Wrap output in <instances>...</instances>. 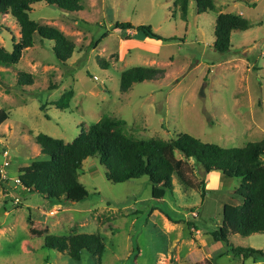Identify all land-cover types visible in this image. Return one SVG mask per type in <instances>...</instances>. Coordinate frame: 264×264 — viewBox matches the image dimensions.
Returning <instances> with one entry per match:
<instances>
[{
    "label": "rangeland",
    "instance_id": "rangeland-1",
    "mask_svg": "<svg viewBox=\"0 0 264 264\" xmlns=\"http://www.w3.org/2000/svg\"><path fill=\"white\" fill-rule=\"evenodd\" d=\"M81 4L83 10L69 12L37 2L30 12L36 22L55 26L75 42L66 63L56 57L54 41L36 34L34 45L17 64H0V110L9 114L0 126V166L7 160L4 149L11 163L8 178L0 177V264H264V259L244 263L231 250L264 251V233L232 234L226 244L206 232L222 224L225 203L241 202L234 191L240 179L219 174L212 188L206 176L203 196V170L178 150L174 155L182 160L188 186L175 174L171 185L149 176L114 183L107 179L99 155L87 158L80 172L89 192L84 201L53 204L38 194L24 198L12 186L20 167L45 157L36 143L38 134L70 143L106 115L118 118L124 132L136 139L169 141L184 132L234 147L264 138V0H215L216 8L203 12L191 0L185 19L177 8L173 16L174 0H81ZM227 12L242 15L251 27L234 31L230 51L220 53L213 46L215 21L219 13ZM116 22L150 26L175 39L135 36V30H115ZM104 33L108 35L100 44L92 46ZM20 36L15 18L0 14V46L12 51L13 37L18 41ZM133 66L163 72L122 92L121 73ZM19 72L31 73L33 84L18 85ZM68 90L74 91L71 108L49 105L47 118L41 105L57 101ZM175 220L182 221L175 225ZM75 233L104 237L100 261L89 252L74 260L44 247L48 234Z\"/></svg>",
    "mask_w": 264,
    "mask_h": 264
},
{
    "label": "trees",
    "instance_id": "trees-1",
    "mask_svg": "<svg viewBox=\"0 0 264 264\" xmlns=\"http://www.w3.org/2000/svg\"><path fill=\"white\" fill-rule=\"evenodd\" d=\"M191 0H174L182 18H187ZM198 12L212 11L215 0H195ZM45 2L69 12L83 10L81 0H0V14H11L20 26L18 41L13 37V50L0 46V64L11 67L17 64L24 51L34 45V36L54 41L56 57L66 63L76 49L75 42L60 29L48 24H40L30 17L32 5ZM173 11L175 16L177 9ZM115 30H135V36L142 34L156 40L170 41L174 37H163L150 26L134 25L131 22H116ZM251 27L248 19L236 13H219L215 21L214 48L227 53L232 46L234 31H245ZM108 33L93 41L98 46ZM163 70L153 66H133L121 73L120 89L127 92L134 83L157 79ZM34 77L28 72H19L18 85H32ZM74 91L68 90L53 103L41 105L47 114L49 105L58 109L71 108ZM9 114L0 110V126L7 121ZM44 158H38L27 166L20 167L18 179L13 180L22 197L38 194L53 204L81 202L88 198L89 192L80 181L84 161L99 155L101 164L106 167V177L114 183L149 176L154 182L166 180L171 185L172 175L188 186L183 176L182 160L176 158L174 151L182 153L185 160H194L203 170L202 195L206 193L205 177L208 173L219 171L223 175L240 179L235 193L241 203H225L222 224L210 231L214 241L230 243V235L249 236L264 233V138L249 142L244 146L224 147L217 143L204 142L188 133H180L171 140L151 138L136 139L124 132L122 122L113 116H103L87 130H82L77 138L66 143L63 139L40 133L36 137ZM4 149L3 151H5ZM8 151V150H7ZM9 152V151H8ZM11 163L6 167L7 173ZM8 175V174H7ZM11 183V182H10ZM154 196L157 193L153 189ZM74 204V203H73ZM177 223V221H174ZM193 224V223H191ZM105 239L100 233H75L71 235L48 234L44 237V247L65 253L74 260H81L84 252H89L98 261L105 251ZM235 256L244 263L252 259L254 263L264 259V251L252 247H233Z\"/></svg>",
    "mask_w": 264,
    "mask_h": 264
},
{
    "label": "crops",
    "instance_id": "crops-1",
    "mask_svg": "<svg viewBox=\"0 0 264 264\" xmlns=\"http://www.w3.org/2000/svg\"><path fill=\"white\" fill-rule=\"evenodd\" d=\"M129 30V29H128ZM136 33V32H135ZM219 174H220V176L223 174V173H216V172H211V173H208L206 176H207V178H208V184H209V186H212V188H214L215 187V179H218L219 177ZM212 179H214V180H212ZM235 191V190H234ZM241 203V202H240ZM51 211H53L54 212V210H51ZM192 213H197V215H198V212L196 211L195 212V210H193V209H191V214ZM55 214V213H54ZM185 214H186V216L188 215V212L187 211H185ZM193 215V214H192ZM185 216V215H184ZM187 219V218H186ZM169 220V222L171 223V221L172 220H170V219H168ZM187 220H189V219H187ZM186 220V221H187ZM175 221H182V220H175ZM172 223H173V221H172ZM174 224L175 225H177L178 223H175L174 222ZM173 227H175L174 225H172ZM197 228L196 229H198L197 231H199L201 228H200V226H196ZM202 230V232L204 231L203 229H201ZM212 231V230H211ZM206 232H209V234H210V231H207L206 230ZM211 235V234H210ZM212 236V235H211ZM205 239L204 238H202V239H200V241L201 242H203ZM202 245V244H201Z\"/></svg>",
    "mask_w": 264,
    "mask_h": 264
},
{
    "label": "built area",
    "instance_id": "built-area-1",
    "mask_svg": "<svg viewBox=\"0 0 264 264\" xmlns=\"http://www.w3.org/2000/svg\"><path fill=\"white\" fill-rule=\"evenodd\" d=\"M94 78L97 79V76H95ZM3 155H4V157H5L7 160H5V161L2 163V165L0 166V177H1L2 179H7V178H8V175H7V169H6V167H7V166L9 165V163H10V161H9V159H8V151H7V150L3 151ZM15 181H16V182H19V179L16 178ZM19 199H20V198L17 197V198H15V201L18 202ZM192 214L197 216V213H192Z\"/></svg>",
    "mask_w": 264,
    "mask_h": 264
},
{
    "label": "water",
    "instance_id": "water-1",
    "mask_svg": "<svg viewBox=\"0 0 264 264\" xmlns=\"http://www.w3.org/2000/svg\"><path fill=\"white\" fill-rule=\"evenodd\" d=\"M73 203H76V202H73Z\"/></svg>",
    "mask_w": 264,
    "mask_h": 264
}]
</instances>
